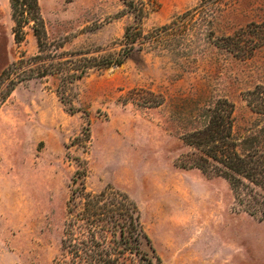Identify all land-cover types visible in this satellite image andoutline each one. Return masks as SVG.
I'll use <instances>...</instances> for the list:
<instances>
[{"label":"rangeland","instance_id":"1","mask_svg":"<svg viewBox=\"0 0 264 264\" xmlns=\"http://www.w3.org/2000/svg\"><path fill=\"white\" fill-rule=\"evenodd\" d=\"M38 3L43 34L31 11L19 30L0 0V264L63 262L77 177L137 205L163 264H264V221L234 209L225 179L181 161L216 99L234 104L237 135L263 127L245 97L264 88V0Z\"/></svg>","mask_w":264,"mask_h":264},{"label":"trees","instance_id":"2","mask_svg":"<svg viewBox=\"0 0 264 264\" xmlns=\"http://www.w3.org/2000/svg\"><path fill=\"white\" fill-rule=\"evenodd\" d=\"M11 5L19 30L28 23L25 14L31 11L33 20L41 24L43 34L38 0H11ZM255 28L260 30L262 26ZM38 35L41 39V34ZM131 36L127 30L126 41L133 38L135 44L137 39ZM224 40L228 45L222 47L231 53L245 52L239 45L241 39L237 43L234 37ZM131 46L134 50L136 45ZM126 58L105 57L98 67L121 65ZM83 76L84 73L75 75V79ZM245 99L254 112L264 116L262 86L249 91ZM234 112V104L227 98L216 99L204 109L203 126L184 135L183 142L192 152L183 157L182 167L225 179L234 197V209L264 221V125L256 131L237 135ZM76 179L68 205L71 220L65 225L61 241L64 259L61 264H163L142 227L137 205L125 193L112 188L87 193L84 186H77Z\"/></svg>","mask_w":264,"mask_h":264}]
</instances>
